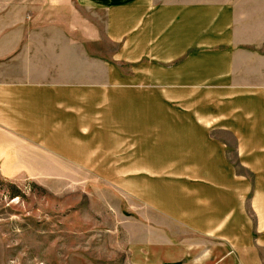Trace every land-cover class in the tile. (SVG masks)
Wrapping results in <instances>:
<instances>
[{
  "label": "crops",
  "instance_id": "0c3cea01",
  "mask_svg": "<svg viewBox=\"0 0 264 264\" xmlns=\"http://www.w3.org/2000/svg\"><path fill=\"white\" fill-rule=\"evenodd\" d=\"M59 10L83 17L60 27L81 33L59 47L74 62L89 59L86 88H99L93 16H104L119 58L137 65L122 86L138 97L126 104L138 114L123 136L137 138L129 150L144 177L140 231L155 246L177 241L179 264H264V0H60ZM83 81L75 71L59 85L77 95Z\"/></svg>",
  "mask_w": 264,
  "mask_h": 264
},
{
  "label": "rangeland",
  "instance_id": "374dc122",
  "mask_svg": "<svg viewBox=\"0 0 264 264\" xmlns=\"http://www.w3.org/2000/svg\"><path fill=\"white\" fill-rule=\"evenodd\" d=\"M59 4L0 0V264L182 263L177 241L155 246L138 223L144 177L138 153L129 150L137 138L123 136L124 120L138 114L126 104L138 97L122 86L124 73L137 77V65L119 58L104 16H93L99 88H86L89 59L75 63L59 47L81 33L60 27L83 17L59 15ZM75 71L82 93L66 94L59 84L74 82ZM14 82L18 91L2 88Z\"/></svg>",
  "mask_w": 264,
  "mask_h": 264
}]
</instances>
